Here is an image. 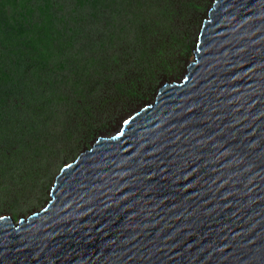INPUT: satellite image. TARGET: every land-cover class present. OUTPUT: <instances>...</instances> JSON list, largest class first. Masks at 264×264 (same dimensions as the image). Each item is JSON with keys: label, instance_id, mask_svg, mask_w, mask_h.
I'll list each match as a JSON object with an SVG mask.
<instances>
[{"label": "water", "instance_id": "obj_1", "mask_svg": "<svg viewBox=\"0 0 264 264\" xmlns=\"http://www.w3.org/2000/svg\"><path fill=\"white\" fill-rule=\"evenodd\" d=\"M0 264H264V0H212L183 76L0 214Z\"/></svg>", "mask_w": 264, "mask_h": 264}, {"label": "rangeland", "instance_id": "obj_2", "mask_svg": "<svg viewBox=\"0 0 264 264\" xmlns=\"http://www.w3.org/2000/svg\"><path fill=\"white\" fill-rule=\"evenodd\" d=\"M20 1L18 12L20 23L14 25L16 28L13 34L11 31L0 33V41L2 45L11 44L13 38L16 39L14 43H18L35 36L33 42L35 55L50 73L48 80L54 81L59 91L55 96L57 100L51 98L50 101H54L49 104V110L45 106L40 109L52 119L48 129L53 130L49 132L54 136L47 137L48 147L37 151L35 144L28 142L24 144L16 141L11 145L0 143L1 188L11 181L19 182L26 165L23 154L35 156L36 167L33 171L28 169L31 175L26 179L28 181L26 188L9 195L0 189V214H11L15 221L45 206L50 199L49 192L55 183V178L63 165L72 162L82 151L90 148L98 136L114 134L122 121L143 104L153 100L161 83L177 81L183 76L185 65L192 59L200 21L206 17V11L212 2V0H190L185 15L187 19H183L179 27L180 32L177 33L178 36L173 43L174 51L169 50L165 59L147 68L144 63L132 64V60L139 56V46L143 45L146 35L151 44H165L161 36L162 32L165 37V31L162 30L160 19L149 13L156 6L162 7L158 5L163 4L165 0L156 1L157 4L154 0H133L134 5H128L123 0ZM7 2L9 3L4 5L11 6L14 0ZM29 5L36 8V11L33 12ZM69 5L78 9L72 14L75 16L74 25L73 22L66 21L68 14L65 15V10L70 9ZM135 10L139 13L134 12ZM25 12L30 15H24ZM117 13L119 15H115ZM12 18L10 15V22L13 21ZM43 24H46V28ZM144 26L146 32L143 30ZM113 57L120 61L119 63L126 64L125 69L116 65L108 68L105 64ZM7 60L12 61L9 58ZM137 64L140 68L136 67ZM9 70L13 71L9 66L0 67V82L4 84L10 82V78H7ZM103 70L106 71L101 73ZM32 79L37 81L38 85L41 83L39 78ZM30 80L28 78L14 80L12 84H20L24 81L28 83ZM105 86L108 87V91H103ZM91 88L94 93L101 94V99H104L101 119L95 123L102 130L93 138L88 137L89 139L85 136L88 130L85 128L81 133L79 131L74 135H64L62 125L67 115V100L71 102L72 98H81L82 94ZM99 90L103 92L99 93ZM13 100L19 99L13 98ZM3 138L4 133H1L0 142L1 139L4 140ZM8 158L18 159L8 164L6 163Z\"/></svg>", "mask_w": 264, "mask_h": 264}, {"label": "trees", "instance_id": "obj_3", "mask_svg": "<svg viewBox=\"0 0 264 264\" xmlns=\"http://www.w3.org/2000/svg\"><path fill=\"white\" fill-rule=\"evenodd\" d=\"M7 1L8 0H0V33L4 34L11 31L13 34L14 29L16 28L14 25L20 23L18 12L21 1L14 0V3L11 6L4 5L9 3ZM123 1L128 5H134L133 0ZM154 1L155 4H157L156 1L159 0ZM190 3V0H165L163 4L158 5L162 7L156 6V8L149 11L150 14L158 16L160 19L162 30L164 29L165 31V37L161 32L165 44H151L150 39L146 35L143 40V45L139 46L140 54L137 58L132 60V64L134 62H137L138 64L144 63V65L149 68L152 64L167 57L168 51L173 50V46L175 47L173 43L178 36L177 33L180 32L179 27L182 25L183 19H187L185 15ZM52 4L55 5L54 3ZM68 7H70V9L65 10V15L68 14L66 21L73 22L74 25L75 16L72 14L78 9L73 5H69ZM31 8L33 12L36 11V8ZM134 12L138 11L135 10ZM10 15L13 17L12 22L9 21ZM24 15H30V13L25 12ZM115 15L119 14L117 13ZM43 26L46 28V24H43ZM143 30L146 32L145 26L143 27ZM11 40V44L6 43L3 45L0 41V67L9 66L13 69V71L9 70L7 75V78H10V82L7 84L0 82V137L1 133H4V140L1 139L0 143L3 145H11L16 141L23 142L24 144L28 142L29 144H35V149L37 151L44 150L46 146L48 147L47 144L49 143L47 137H53L54 134H51L49 132L51 129H48L49 126H51L50 121L52 119L47 113H44L40 109L45 106L49 110V104L58 99L55 98V96L59 90H57L54 85V81L48 80L50 73L48 70H45L43 62L35 55L36 49L33 44L35 36L34 38H28V40L18 43H14L16 41L14 38ZM17 52L20 54H16ZM7 58L12 61L8 62ZM109 61L110 62L105 64L108 68H113V66L116 65V67L125 69L126 64L119 63L120 61H117L115 57ZM138 64L136 67L140 68V65ZM105 71L106 70H103L101 73ZM25 78L31 80L28 83L24 81L20 84H12L14 80ZM32 78L41 79V85H38L37 81H33ZM103 91H108V87L105 86ZM103 91L99 90V93H102ZM82 95L83 97L81 98H72L71 102L67 100V115L65 113L66 119L62 125L64 135H74L79 131L81 133L82 129L85 128V130L88 129L85 132V136L87 138H93L94 135L97 133L99 134L102 130L95 123L101 119V110L104 107V99H101V94L94 93L93 88L86 90ZM103 97L105 98L104 95ZM13 98H18L19 100L14 101ZM51 98L54 99L52 102L50 101ZM39 111H41L42 114H40ZM21 152L23 151L21 150ZM32 152L28 153L32 154ZM3 157L5 158V153L3 154ZM16 159L8 158L6 163L11 164ZM23 161L29 167H25L26 165L24 166L23 175L19 182L11 181L5 183L3 188L0 187V189L4 190L6 195H9V193H16L28 186V181L26 179L31 175L28 169L33 171L36 167L35 156L23 154Z\"/></svg>", "mask_w": 264, "mask_h": 264}, {"label": "clouds", "instance_id": "obj_4", "mask_svg": "<svg viewBox=\"0 0 264 264\" xmlns=\"http://www.w3.org/2000/svg\"><path fill=\"white\" fill-rule=\"evenodd\" d=\"M1 3V2H0ZM202 21V20H201ZM50 193V192H49Z\"/></svg>", "mask_w": 264, "mask_h": 264}, {"label": "bare ground", "instance_id": "obj_5", "mask_svg": "<svg viewBox=\"0 0 264 264\" xmlns=\"http://www.w3.org/2000/svg\"><path fill=\"white\" fill-rule=\"evenodd\" d=\"M127 119V118H126Z\"/></svg>", "mask_w": 264, "mask_h": 264}]
</instances>
